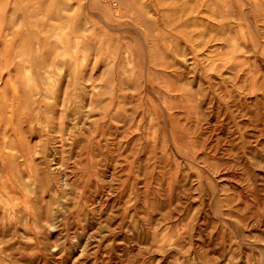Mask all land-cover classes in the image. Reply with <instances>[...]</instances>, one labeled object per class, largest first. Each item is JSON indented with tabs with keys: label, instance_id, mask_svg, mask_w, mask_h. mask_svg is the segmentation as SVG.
Masks as SVG:
<instances>
[{
	"label": "rangeland",
	"instance_id": "rangeland-1",
	"mask_svg": "<svg viewBox=\"0 0 264 264\" xmlns=\"http://www.w3.org/2000/svg\"><path fill=\"white\" fill-rule=\"evenodd\" d=\"M0 264H264V0H0Z\"/></svg>",
	"mask_w": 264,
	"mask_h": 264
},
{
	"label": "bare ground",
	"instance_id": "bare-ground-1",
	"mask_svg": "<svg viewBox=\"0 0 264 264\" xmlns=\"http://www.w3.org/2000/svg\"><path fill=\"white\" fill-rule=\"evenodd\" d=\"M109 2V1H108ZM58 3H60V2H58ZM119 3V2H118ZM125 3V2H124ZM127 3V2H126ZM120 4L122 5L123 4V1H122V3H121V1H120ZM128 4V3H127ZM130 4V3H129ZM45 5V4H44ZM58 6V5H57ZM115 6V5H114ZM129 6V5H128ZM131 6V5H130ZM116 7V6H115ZM111 8V7H110ZM113 11V10H112ZM114 14V13H113ZM122 17V16H121ZM39 31V30H38ZM36 34V33H35ZM48 42V41H47ZM39 50V49H38Z\"/></svg>",
	"mask_w": 264,
	"mask_h": 264
}]
</instances>
